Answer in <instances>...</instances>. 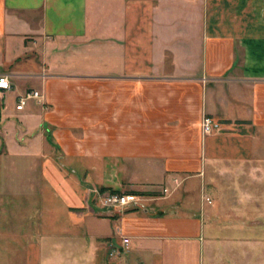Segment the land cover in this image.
<instances>
[{
    "label": "crops",
    "instance_id": "crops-1",
    "mask_svg": "<svg viewBox=\"0 0 264 264\" xmlns=\"http://www.w3.org/2000/svg\"><path fill=\"white\" fill-rule=\"evenodd\" d=\"M0 75L11 193L51 201L8 264H264V0H0Z\"/></svg>",
    "mask_w": 264,
    "mask_h": 264
},
{
    "label": "rangeland",
    "instance_id": "rangeland-1",
    "mask_svg": "<svg viewBox=\"0 0 264 264\" xmlns=\"http://www.w3.org/2000/svg\"><path fill=\"white\" fill-rule=\"evenodd\" d=\"M13 138L16 144H18L19 146L27 144L25 137L21 136L19 133L14 135ZM43 152L46 154V155L44 154L43 156L54 158L56 162V166L54 167L36 166L33 167L34 169H38L39 172H42L43 170L47 169L53 171L54 172L53 174L55 175L57 174V172H61V171H64V173L67 172L73 174L75 173L76 175L78 174L77 167H75V170H73L72 166L64 165L62 161H59L61 159L59 158L60 157L59 152L53 149L44 150ZM8 157L9 156L7 150H5L4 147L2 146L0 148V256H1L0 264L9 263L8 262V257H9L8 255L10 252L9 249H10V245L14 244L13 241L15 240V238L17 240L16 245L18 244L15 247L18 249V251H21L20 255L23 256L24 244L25 242H27L25 237L27 235L29 237L30 235L36 236L37 233H40V230L38 229L37 226V224H39L38 219L40 217V211L43 210L42 208L47 209L51 207L50 206L51 201L49 200L48 197L45 196H43L42 198L41 197L28 198V197H24V195L14 197L15 195L11 193V190L13 192L15 185L17 186V190L19 192L25 191V189L27 190L31 189V192H34L37 195L39 194L41 187L38 183H34L36 182L35 180L33 181V184H28L30 181H28L27 172L23 169V166L20 167L18 166V168H20L21 170H17L16 174L12 175L11 177L9 176V174L4 175L8 170V165H6L8 161L7 160ZM17 157L23 158L24 155L23 154L17 155ZM79 170L80 172L78 176L80 177V181L84 182L86 185L93 184L92 181H90L88 171L85 169V167H80ZM214 184L215 185L213 188H215L216 186V183ZM45 217L46 215L44 214V218ZM126 252L127 251H125L124 253ZM17 264H19V262H17Z\"/></svg>",
    "mask_w": 264,
    "mask_h": 264
},
{
    "label": "built area",
    "instance_id": "built-area-1",
    "mask_svg": "<svg viewBox=\"0 0 264 264\" xmlns=\"http://www.w3.org/2000/svg\"><path fill=\"white\" fill-rule=\"evenodd\" d=\"M11 90V84L6 75H0V101L4 93ZM35 100L40 103V96L38 92L30 91L17 98L16 109L22 110L28 100ZM221 124L214 121L210 117H203L201 121V131L204 136H209L220 132ZM98 204L103 209H125L127 207H134L136 205V199L132 196L121 195L117 193H98ZM129 247V239L124 237L121 239V248L114 250L110 253V257H117L127 251Z\"/></svg>",
    "mask_w": 264,
    "mask_h": 264
}]
</instances>
